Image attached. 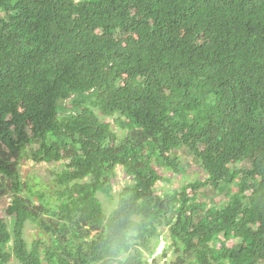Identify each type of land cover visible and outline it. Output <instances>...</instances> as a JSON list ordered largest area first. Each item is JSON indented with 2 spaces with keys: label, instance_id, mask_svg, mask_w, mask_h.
Listing matches in <instances>:
<instances>
[{
  "label": "trees",
  "instance_id": "16d2710c",
  "mask_svg": "<svg viewBox=\"0 0 264 264\" xmlns=\"http://www.w3.org/2000/svg\"><path fill=\"white\" fill-rule=\"evenodd\" d=\"M179 150L204 176L161 189ZM8 192L0 264H264V0H0Z\"/></svg>",
  "mask_w": 264,
  "mask_h": 264
},
{
  "label": "rangeland",
  "instance_id": "374dc122",
  "mask_svg": "<svg viewBox=\"0 0 264 264\" xmlns=\"http://www.w3.org/2000/svg\"><path fill=\"white\" fill-rule=\"evenodd\" d=\"M103 120H109L112 121L111 116H101ZM112 128L117 132L118 136L123 135L122 129H120L117 125L112 124ZM180 155L183 157L179 164L181 166H184V171L181 173H172L171 169L167 168L164 164H157L156 168L161 172L162 176L164 177V180H159L158 184L161 189H172V188H178L182 184L194 180L196 178H203L204 173L200 169L197 162L193 160V158L188 154L186 151L179 150ZM61 168L60 163L50 162V163H44V162H33L30 159H27V161H23L20 166V173H21V179L22 180H28L31 184H36V182L40 183L39 189L43 190L44 192L47 191V187H52V180L54 173ZM118 183L113 185V192L111 194V197L109 198L106 195L99 194V198L101 200V203L108 212L111 207L114 205L115 200L117 198V192L121 188V186H124L125 183L129 182V179H127L122 172V170L118 169ZM166 179V180H165ZM231 188H234L231 186ZM227 188L225 187L222 189V191H211L210 189H205L202 193V197L205 199H208L210 197H215L217 200H222L225 198V191ZM10 200V192L7 194H0V211L3 213V210L5 206L7 205L8 201ZM11 218H8V222H11ZM166 228H164L165 230ZM37 234V228L35 225L31 222H26L24 226V235L27 237L28 241H31L34 239L35 235ZM164 245L163 239L160 240L157 249L155 251V254L159 253ZM11 264H15V262H11Z\"/></svg>",
  "mask_w": 264,
  "mask_h": 264
}]
</instances>
